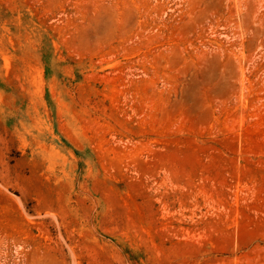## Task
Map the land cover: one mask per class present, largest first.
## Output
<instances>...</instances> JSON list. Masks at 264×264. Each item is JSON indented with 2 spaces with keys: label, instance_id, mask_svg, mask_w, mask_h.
<instances>
[{
  "label": "rangeland",
  "instance_id": "374dc122",
  "mask_svg": "<svg viewBox=\"0 0 264 264\" xmlns=\"http://www.w3.org/2000/svg\"><path fill=\"white\" fill-rule=\"evenodd\" d=\"M0 264H264V0H0Z\"/></svg>",
  "mask_w": 264,
  "mask_h": 264
}]
</instances>
